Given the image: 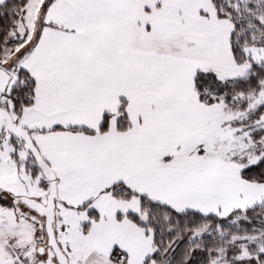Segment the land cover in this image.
Listing matches in <instances>:
<instances>
[{
  "label": "snow or ice",
  "instance_id": "6c2138e0",
  "mask_svg": "<svg viewBox=\"0 0 264 264\" xmlns=\"http://www.w3.org/2000/svg\"><path fill=\"white\" fill-rule=\"evenodd\" d=\"M0 264H264V0H0Z\"/></svg>",
  "mask_w": 264,
  "mask_h": 264
}]
</instances>
